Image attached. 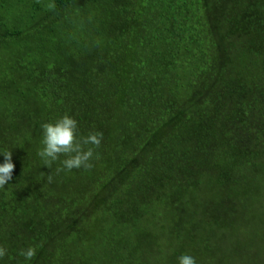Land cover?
Masks as SVG:
<instances>
[{
	"label": "trees",
	"instance_id": "16d2710c",
	"mask_svg": "<svg viewBox=\"0 0 264 264\" xmlns=\"http://www.w3.org/2000/svg\"><path fill=\"white\" fill-rule=\"evenodd\" d=\"M64 115L90 170L37 154ZM8 151L0 264H264V0H0Z\"/></svg>",
	"mask_w": 264,
	"mask_h": 264
},
{
	"label": "clouds",
	"instance_id": "9594fccd",
	"mask_svg": "<svg viewBox=\"0 0 264 264\" xmlns=\"http://www.w3.org/2000/svg\"><path fill=\"white\" fill-rule=\"evenodd\" d=\"M49 10H54L56 5L50 2L46 6ZM42 127V149L38 155L42 158L44 166L51 169L54 162L58 161L61 156L66 157L63 161V169L57 171L73 169L90 170L93 167V159H98L97 150L100 148L103 134L100 132L89 133L87 136L78 137L77 121L64 115L54 123H43ZM4 163L0 164V189L8 185L13 178L15 165L12 162V153L8 151L3 154ZM52 176L48 175V181L51 182ZM7 255V250L0 246V259ZM20 256L25 260H32L36 255V249L29 247L21 250ZM178 264H196L193 256L182 254L178 258Z\"/></svg>",
	"mask_w": 264,
	"mask_h": 264
}]
</instances>
